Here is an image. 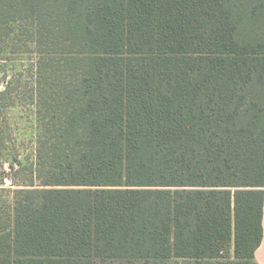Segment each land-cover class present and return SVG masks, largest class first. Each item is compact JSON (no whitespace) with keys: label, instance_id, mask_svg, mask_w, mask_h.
Segmentation results:
<instances>
[{"label":"trees","instance_id":"16d2710c","mask_svg":"<svg viewBox=\"0 0 264 264\" xmlns=\"http://www.w3.org/2000/svg\"><path fill=\"white\" fill-rule=\"evenodd\" d=\"M3 50L0 264H259L264 0H0Z\"/></svg>","mask_w":264,"mask_h":264},{"label":"rangeland","instance_id":"374dc122","mask_svg":"<svg viewBox=\"0 0 264 264\" xmlns=\"http://www.w3.org/2000/svg\"><path fill=\"white\" fill-rule=\"evenodd\" d=\"M6 51L7 50H3L0 52V79L5 72H7L9 76H11L13 70L19 71L22 70L23 68H26V66L20 64L22 59H25L24 62H30L27 59L28 57L27 55L25 57L17 55L16 58L14 56H9L10 54L8 55ZM24 62L22 64H24ZM0 88L1 89L4 88V84L1 81H0ZM4 115L8 117V121L10 122V129L12 132V138L14 139L13 142L16 144V149L19 150V154H21V157H25L34 148L33 136H34L35 120L32 112L29 109V107L23 105L8 109L5 113L1 112L0 118L1 116ZM9 184H10L9 182L6 183V185ZM100 263L130 264L127 261H120V260L106 261ZM15 264H95V262H93V260L89 261L87 259L79 260V259H58V258H17ZM135 264H146V263H144V261H138Z\"/></svg>","mask_w":264,"mask_h":264},{"label":"crops","instance_id":"0c3cea01","mask_svg":"<svg viewBox=\"0 0 264 264\" xmlns=\"http://www.w3.org/2000/svg\"><path fill=\"white\" fill-rule=\"evenodd\" d=\"M263 227H264V217H263ZM255 256L259 264H264V237L261 245L256 250Z\"/></svg>","mask_w":264,"mask_h":264}]
</instances>
